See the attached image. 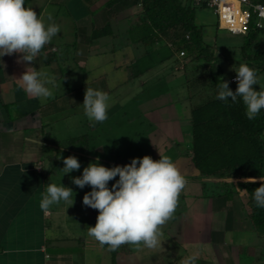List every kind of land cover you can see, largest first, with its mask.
<instances>
[{
	"label": "crops",
	"instance_id": "obj_1",
	"mask_svg": "<svg viewBox=\"0 0 264 264\" xmlns=\"http://www.w3.org/2000/svg\"><path fill=\"white\" fill-rule=\"evenodd\" d=\"M50 1L60 3V0ZM66 2L71 3L69 0ZM85 17L86 14L75 21L79 32L74 39L72 34L68 37L58 33L34 62L17 63V54L0 57V264H89L95 253H89V245L97 249V256V251L103 247L99 251L110 264L145 263L140 252L131 248L130 253L119 252L114 258L109 248L101 246L96 240L90 244L91 237L89 239L82 232L83 215L81 211H76L74 205L62 201L52 205L47 212L39 206L48 184L60 186L59 169L54 166L63 164L67 155L75 156L79 162L84 155L95 161L99 157V162L114 164L112 159L108 160L101 154L105 150L101 142L92 141L90 152L83 153L76 147H69L60 136L63 130L58 129V122L71 119L77 113L84 115L82 104L86 87L108 94V119L102 123L81 119L77 125L85 126L88 131L80 128L72 133L73 136L89 135L91 132L93 135L98 133L100 126H111L114 111L123 115H129L130 111L137 114L147 112L142 104L146 100L136 106L128 100L130 97L112 96L115 89L128 82L127 75L116 84L108 81L110 69L126 70L132 46L120 41L118 53L122 56L115 63L116 53L113 50L117 47L113 37H95V25ZM98 42L97 50L94 45ZM109 48H112L111 53H115L112 54L113 59L104 66L97 63L96 55ZM140 54L143 52L133 57ZM151 66L143 71L149 72ZM28 67L44 73L42 79L53 81L46 85L52 92L51 97H30L19 86L18 78ZM157 107L153 106L148 111L151 120H154V124L152 121L149 123L153 129L149 137L154 149L164 151L173 144L169 140H173L171 133L177 131L176 121L155 125L157 122L150 112H155ZM74 125L68 131L73 132ZM186 156L190 161L188 165L195 168L190 156ZM178 160H173L175 165H178ZM194 170L191 176L184 177L186 184L192 183L190 187L197 190H183L184 206L166 229L169 231L167 239L175 247L173 252L176 253L179 248L182 254L176 253L170 259L166 249H151L149 253L154 258L153 264H167V258L170 260L168 264H183L190 256L205 257L214 264H264V235L253 227L242 193H223L219 198L215 197L218 192L215 182L218 179L202 178L199 171ZM208 183L212 190L205 192ZM245 231L254 232L261 242L243 246L239 237L235 238L233 234ZM228 235L231 237L228 238ZM164 241L167 242L166 239Z\"/></svg>",
	"mask_w": 264,
	"mask_h": 264
},
{
	"label": "rangeland",
	"instance_id": "obj_2",
	"mask_svg": "<svg viewBox=\"0 0 264 264\" xmlns=\"http://www.w3.org/2000/svg\"><path fill=\"white\" fill-rule=\"evenodd\" d=\"M66 1L67 0H60V3L57 4L52 3L50 0H30L27 4V7L33 8V10L37 12L38 16L44 21L46 25L55 23L60 28L59 34L68 37L72 34L73 39L79 32V26L75 21L84 14H86L85 18H87L91 24H94L96 27L103 26L107 20L111 21L115 32L119 33L120 35L119 36L116 34L117 36L113 37V42L117 46V50H113L116 53V57L113 59L112 54L115 53H111L112 48H109L108 51H102L96 55V62L103 66L108 64L111 59H113L115 63L119 62L122 55L118 53V48L121 47L118 46V43L121 41L125 44V30L130 24V18L133 19L134 17L135 19V14L138 8L133 6H125L122 4L114 7H108L105 4L108 0H86V2L85 0H69L71 3ZM49 17H51V20H49ZM197 21L207 25L210 34V42L211 44H215V50L219 57V63L224 71V75L227 78L237 75L235 71L238 70L239 65L241 63L246 64L242 58L240 48L243 41L242 35L233 34L227 29L216 30L215 25L218 21V17L214 11L209 8L198 10ZM259 35L264 41V27L260 30ZM71 39L69 40L70 42ZM94 46H96V49L98 50L99 42L98 44L95 43ZM143 50V47L138 48L132 46L126 62L127 65H131L130 69H108V81L112 80L116 84L119 81L125 79V76L127 75L128 77L126 80L128 82L125 85H121L118 89H115L112 96L115 98L118 95H123V99H128L130 97L128 100H131L136 106L146 100V102L142 104L144 105L143 109L147 110V112H140L137 114L138 112L136 111H130L129 115H123L122 112L117 113V111H114L112 125L108 127L100 126V130L97 131L98 133L96 134L94 133L91 135V132L88 135L90 137V143L94 141L95 143L101 142V144H103L105 150L103 149L104 151L102 150L101 154L106 156L108 160L112 159L114 164L98 162L108 168L115 166H125L130 164L132 159H142L145 155L150 156L153 160H158L159 158L157 155L159 156L160 154L161 156L170 157L172 161L176 158H179V166H176L180 173L183 176H191L193 171H195V168H193L191 165H188L190 161L186 156L191 140V126L188 119L191 111V101L188 98V87L184 81L185 76L182 68L183 62L175 61L174 57L163 59L169 55L170 50L160 44L159 46H153L151 48L152 51L150 54H140L137 59V63L131 62L133 56L143 52ZM150 65H152L150 67L151 70L149 72H144L143 70H145V68L149 67ZM250 68L254 69L253 67ZM256 71L257 70H255V72ZM256 74L258 83L254 86V88L255 90L259 91L260 89H264V71ZM145 81L147 84H144ZM60 87L63 90V86L61 85ZM117 101L114 102V104H116ZM157 105L158 109L155 112H153L154 110L150 112L151 117H153V119H155L157 122H155V125H158L160 122L162 125H164V122L176 121L177 131H175V133L170 132V136L173 140L169 141L170 144L171 142L173 144L171 147L168 146V148L164 151L162 149H154L149 137L150 132L153 131V129L149 127V123L152 121L154 124V120H151L150 116L148 115V111L152 110L153 106ZM137 110L141 109L138 108ZM84 118L87 117H84L83 114L77 113L75 117H72L71 119L58 122V129L60 128L63 130L62 135H60L63 142H68V136H71L72 133L78 132L80 128L84 131H88V128L85 126L81 127L77 125L79 121ZM73 125L75 126L73 132L72 130L68 131L70 128H73ZM96 153L99 154V152ZM93 162L97 161L83 155L80 162V169L65 175L61 170L64 167V164L61 163L58 166H54L56 169H59L58 177L61 180L59 183L60 186L63 185L73 190V205L76 207V211H81L83 215L82 232L86 235H88V227L95 226L98 211L83 204V197L85 193L92 190L91 187L86 185L83 189H81L72 183V178L82 176L83 169L87 167L89 163ZM68 177L70 181H68ZM116 179H118V177ZM113 183H115V180L109 182L110 188ZM190 185H192V183L186 184L183 190H197L196 188L190 187ZM183 190L179 195L178 205L174 212L173 218L176 217V215L182 210L181 207L184 206L182 196ZM211 190L212 187L208 183L206 185L205 192ZM169 223L170 220L161 228L162 236L160 239L161 243L164 245H161L158 248L166 249V255L171 259V257L176 253L182 254V250L177 248V252L174 253L175 247L170 245L169 239H167L169 238V231L166 229L169 227ZM84 231L86 233H84ZM233 235L235 238L239 237L240 241L243 243V246L248 247L249 245H255V243H258V241L261 242L260 238H258L254 232L245 231L242 234L235 233ZM230 237L231 236L228 235V238ZM88 238L90 239V236ZM165 239L167 242L164 241ZM94 240L95 239L91 237L89 243H95ZM129 248L136 250L138 253L140 252L139 255H142L141 257L145 260L144 264L154 263V258H152V255L149 253L151 249L144 247L145 250H143V246L136 247L133 245H129ZM87 249H90V254L95 252L94 257L91 258L89 264H110L109 262L105 261V255H102V253L99 251L100 249H103V247H100L97 251V254H99L98 256L96 255L97 249H92L90 245ZM163 257H165V255ZM195 257V264H214L213 262L208 261V259L205 257ZM168 258L167 262L169 263L170 260H168Z\"/></svg>",
	"mask_w": 264,
	"mask_h": 264
},
{
	"label": "clouds",
	"instance_id": "obj_3",
	"mask_svg": "<svg viewBox=\"0 0 264 264\" xmlns=\"http://www.w3.org/2000/svg\"><path fill=\"white\" fill-rule=\"evenodd\" d=\"M59 31L58 25H46L33 8L25 7V0H0V57L17 54V63L34 62ZM235 72V92L222 78L217 99L226 101L230 98L236 102L238 97L241 98L247 118L253 120L264 109V89L255 90L257 74L248 65L241 63ZM44 76L36 68L28 67L18 78V83L30 97L49 98L52 92L46 85L53 81L42 79ZM108 101L106 92L86 87L82 104L84 115L90 121H106ZM96 160L83 169L82 176L72 178V183L79 188L87 185L92 189L85 193L83 204L97 210L98 216L95 226L88 227V235L111 251L125 244L148 249L160 247L161 228L173 218L179 195L186 185V179L175 163L168 156L160 155L158 160H153L145 155L142 159H132L125 166L108 168L98 162L99 157ZM63 164L64 175L81 167L75 156L64 158ZM113 180L115 183L110 188L109 182ZM257 180L260 186L254 189L253 199L257 207L264 208V175L245 182L256 183ZM62 201L72 206L73 190L48 184L39 206L47 212L52 205ZM195 260V256H190L183 264H195Z\"/></svg>",
	"mask_w": 264,
	"mask_h": 264
},
{
	"label": "trees",
	"instance_id": "obj_4",
	"mask_svg": "<svg viewBox=\"0 0 264 264\" xmlns=\"http://www.w3.org/2000/svg\"><path fill=\"white\" fill-rule=\"evenodd\" d=\"M29 1L25 0V6ZM249 2L264 4V0ZM105 4L138 8L135 19L130 18L125 30L124 45L143 47V53L147 55L153 46L160 44L170 50L163 59L174 57L175 61L183 62L184 81L191 101V140L187 154L202 178L218 179L215 197L219 198L223 193H242L253 227L264 233V208L257 207L253 199V191L260 183L258 180L256 183L245 182L264 175V109L255 119L249 120L241 98L238 97L236 102L230 98L226 101L217 99L222 78L233 92L237 82L224 75L215 44L210 42L208 27L197 21L198 10L208 7L197 6L195 0H108ZM215 26L216 30L221 29L219 21ZM260 30L253 16L247 32L242 34L240 46L243 60L257 70L256 73L264 71V41L259 35ZM116 34L119 35L111 21L93 28L95 37H114ZM182 51L184 55L180 54ZM138 57H133L131 62H136ZM130 67L126 65L125 68ZM66 144L83 153L91 150L87 134L73 136ZM130 251L129 245L125 244L111 254L115 258L119 252L127 254Z\"/></svg>",
	"mask_w": 264,
	"mask_h": 264
},
{
	"label": "built area",
	"instance_id": "obj_5",
	"mask_svg": "<svg viewBox=\"0 0 264 264\" xmlns=\"http://www.w3.org/2000/svg\"><path fill=\"white\" fill-rule=\"evenodd\" d=\"M197 6L205 5L218 17L219 27L233 34H245L253 16L258 29L264 27V4L250 3L249 0H195ZM184 55V51L180 53ZM236 82V75L230 78Z\"/></svg>",
	"mask_w": 264,
	"mask_h": 264
}]
</instances>
